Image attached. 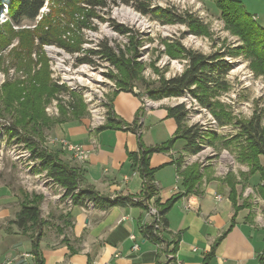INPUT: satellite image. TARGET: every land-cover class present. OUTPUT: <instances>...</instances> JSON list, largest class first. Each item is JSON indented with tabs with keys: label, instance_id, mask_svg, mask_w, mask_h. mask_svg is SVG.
I'll list each match as a JSON object with an SVG mask.
<instances>
[{
	"label": "rangeland",
	"instance_id": "374dc122",
	"mask_svg": "<svg viewBox=\"0 0 264 264\" xmlns=\"http://www.w3.org/2000/svg\"><path fill=\"white\" fill-rule=\"evenodd\" d=\"M116 1L109 0L108 7L89 12L79 0L69 4L46 0L35 19H23L16 26L6 21L9 0H0V210L6 207L9 212L0 219V230L6 229L22 201L37 204L40 209V219L29 226L31 233H37L38 224H44L40 229L42 235L61 241L68 239L70 221L66 212L72 206L63 196L64 189L48 174V168L42 167L40 159H34L33 152L45 153L61 164L80 163L62 147L61 139L76 143L59 132L60 124L86 119L92 128L103 126L112 100L116 110L112 98L123 82H128L140 95L138 98L148 111L147 116L145 112L143 115L141 134L132 132L137 142L139 136L145 146L169 140L171 137L166 139L163 132L165 127L171 130L172 125L160 123L163 111L160 108L184 103L189 110L185 124L195 125L203 136L196 140L198 152L181 156L182 177L184 171L193 170L191 173L199 184L211 174L225 179L229 191L233 184L235 192L234 182L246 181L248 165L239 160L243 143L237 136L240 131L237 123L247 121L255 113L261 116L264 126V75L254 71L252 58L239 49L241 40L225 26L214 6L215 0H150L151 7L199 20L203 25L199 35L193 33L194 27L188 22L162 24L141 14L131 4ZM259 6L260 1L255 8L259 10ZM260 7L263 9L264 5ZM112 22L128 28L130 34H119L112 28ZM38 36L53 42L41 44ZM98 42L117 53L123 51V60L132 65L134 60L137 78L129 80L120 68L89 54L88 49L97 48ZM64 45L78 52L72 53ZM49 47L53 48L51 52ZM182 47L206 55L224 53V60L231 65L224 78L227 85L214 94L212 110L202 107L189 93L157 100L148 96L161 79L183 72L187 61ZM84 55L90 62L79 63L77 59ZM57 85L62 89L55 92ZM132 100L131 93L121 92L118 102L125 105L122 117L128 114L127 104ZM99 116L104 118L101 123ZM9 126L16 129L17 138L6 135L5 127ZM184 144L183 139H177L170 149L181 150ZM261 161L264 164L263 158ZM251 180L256 182L259 176ZM241 191L255 200V206L262 207L254 188ZM154 204L149 201L148 206L157 209Z\"/></svg>",
	"mask_w": 264,
	"mask_h": 264
},
{
	"label": "crops",
	"instance_id": "0c3cea01",
	"mask_svg": "<svg viewBox=\"0 0 264 264\" xmlns=\"http://www.w3.org/2000/svg\"><path fill=\"white\" fill-rule=\"evenodd\" d=\"M238 1L257 23H264V8L260 7L264 1ZM258 1L259 10L255 8ZM121 92L112 98L117 106L115 110L112 100L113 113L117 119L132 123L141 110L136 132L140 135L145 120L143 115L145 112L147 116L148 111L143 108L140 98L131 93L134 100L127 104L128 114L122 117L125 105L118 102ZM160 109H163L160 123L172 125L171 130L164 128L163 136L167 139L173 136L176 123L167 116L166 109ZM58 130L64 137L73 138V142L88 150L86 162L83 165L76 162L84 169L83 185H90L109 196L138 195L141 192L143 178L128 156V152L138 150L136 135L131 131L119 128L99 130L92 128L86 119L66 121L60 124ZM186 153L183 148L151 155L149 164L151 168H156L154 183L158 188L156 196L150 199L151 203L158 199L162 204L177 192L184 191L180 172L184 158L180 156ZM178 157L182 160L179 167L175 162ZM208 175V180L200 182L197 189L173 203L165 213V226L158 224L160 236L169 245H157L142 237L140 227L154 220L143 208L72 206L68 209L70 225L66 232L67 241L47 234L40 238L38 252L41 264H156L168 259H174L176 264H203L223 233L225 235L205 264H264V198L258 191L263 182L260 179L256 182L251 180L258 174L247 176L244 182H234L237 188L236 205L241 206L237 210L229 197L226 180ZM242 188H254L263 203L262 207L255 206V200L245 195ZM18 210L12 213L6 229L0 230V264H39L31 252V231L21 229L13 222ZM7 215L8 208H1L0 219ZM134 242L138 243V249L132 248ZM172 242L177 243L175 252H163L164 247L168 250L173 247Z\"/></svg>",
	"mask_w": 264,
	"mask_h": 264
},
{
	"label": "trees",
	"instance_id": "16d2710c",
	"mask_svg": "<svg viewBox=\"0 0 264 264\" xmlns=\"http://www.w3.org/2000/svg\"><path fill=\"white\" fill-rule=\"evenodd\" d=\"M45 1L46 0H9L7 9L8 19H6V21L10 24L19 26L23 19H35L43 8ZM58 1L64 4L73 2V0ZM79 1L83 2L85 8H87L89 12L94 11V9L96 10L97 8L104 9L109 6V0ZM111 1L114 3L117 2L116 0ZM120 2L131 4L141 14L149 16L151 19L161 21L162 24L188 22L191 26L193 25V33L196 35L201 34L203 29V25L199 20L187 19L186 14H184L183 17V15L176 14L166 8L151 7L150 0H120ZM214 4L216 9L220 12L225 26L240 38L242 45L239 49L243 50V53L252 58L251 67L256 73L264 75V26L257 23L238 0H215ZM112 28L119 34L126 35L131 32L128 28L115 24L114 22H112ZM37 40L41 44H49L53 42L52 39H44L42 36H38ZM64 48L72 53L78 52V49H74V47L72 48L64 45ZM181 50L187 61L183 72L170 78L161 79L159 86L156 89L149 91L148 96L157 100L164 97H180L185 93H189L202 107L212 110L214 106L212 99L215 92L227 85L224 78L230 70V63L224 60V53H212L206 55L195 50L186 49L185 47H182ZM119 52L120 53L115 52L114 49L110 48L103 42H98L97 48L95 49H88L89 54L98 55L102 59L107 60L113 66L124 71L125 76L129 80L136 79L137 75L134 67L136 64L135 61L133 60L132 65L128 61L123 60L124 53L123 51ZM228 53L232 55L230 51ZM77 60L79 63H83L90 62L91 59L84 55ZM59 89H62L61 85H57L53 91L56 92L59 91ZM120 91L130 92L137 97L140 96L133 91L128 82H123L114 94H117ZM109 105L111 107L107 113V122L99 127V130L102 128H119L126 131L137 132V119L141 110L137 112L132 123H127L122 119H117L113 113L111 103ZM165 109L167 116L172 118L176 123V129L173 136L165 143L154 146H145L139 136L138 150L135 152H128L132 166L143 178L142 190L138 195L109 196L101 194L92 186L82 184L84 169L81 166L71 165L69 163H58L45 153L44 155H41L36 151L33 152V157L34 159H40L43 168H48V174H50L53 180L64 189L63 196L67 198L69 197L71 200V206H94L100 209L114 206H135L145 210L147 208V203H149L150 199L156 196L158 191V188L154 183V172L156 171V168H151L149 164L151 155L154 153L169 151L172 144L177 139H183L185 141V152L196 153L200 149L196 140L203 136L201 135L200 129L195 125L188 126L185 124L189 110L184 103L168 106ZM215 116L218 121L223 122L222 118L218 115ZM237 125L240 130L237 136L242 138L241 143H243L239 150V160L246 162L248 165V173L245 176L247 178V176L257 173L259 179L264 182V164H262L261 161V158L264 159V126L261 124V116L254 113L247 121H238ZM5 128L8 137L17 138L19 136L13 126ZM28 141L31 142L30 139H25V142ZM180 157L175 160L178 167L182 161L179 159ZM191 172L194 171L189 170L183 172V192H177L162 204L158 202V199L154 201L158 210L152 206H148L149 210L154 208L155 211L153 222L140 227L141 235L145 240L157 245H169V243L165 242L164 238L160 236L159 226L161 225L163 227L166 225L165 213L173 203L184 194L193 192L198 186L197 177L192 175ZM230 185L229 197L233 202L234 208L237 210L241 206L236 205V192L234 191V185ZM258 191L264 198V183L259 185ZM66 216L69 217V212H66ZM39 219L40 209L38 205L34 203L28 204L21 201L20 208L16 213L13 222L19 228L26 231L30 228V225H34ZM231 224L229 229L232 226ZM42 225L40 226L38 224L39 229L37 230V233L30 234L31 252L39 264H41V261L38 250L39 240L43 234L40 230ZM224 235L225 233L217 238L203 264H205L206 260L213 255L215 246ZM66 241L67 239H64V242ZM172 243L173 247L170 250L164 247L163 252L174 253L177 248V243ZM156 264L176 263L174 259H168L164 263L159 261Z\"/></svg>",
	"mask_w": 264,
	"mask_h": 264
},
{
	"label": "built area",
	"instance_id": "2783aa9c",
	"mask_svg": "<svg viewBox=\"0 0 264 264\" xmlns=\"http://www.w3.org/2000/svg\"><path fill=\"white\" fill-rule=\"evenodd\" d=\"M60 141L62 143V147L65 150L71 152L72 153V156H80V165H83L86 162V159H87V156H88V150H86L85 148H83L79 144L69 143L65 139H61ZM217 198H219V197H217ZM145 212L150 217H154V211L149 210L148 203H147V208L145 209ZM130 238L133 239L134 236L131 235ZM138 246H139L138 243L137 242H134L132 248L133 249H138ZM8 263L9 262H7L5 264H8ZM103 264H110V263L109 262H105Z\"/></svg>",
	"mask_w": 264,
	"mask_h": 264
},
{
	"label": "bare ground",
	"instance_id": "6f19581e",
	"mask_svg": "<svg viewBox=\"0 0 264 264\" xmlns=\"http://www.w3.org/2000/svg\"><path fill=\"white\" fill-rule=\"evenodd\" d=\"M53 50V48L52 47H49L48 48V51H52ZM95 112V111H94ZM98 119H100V123L102 122V120L104 119L102 116H99L98 117ZM97 121V120H96ZM97 124V123H96ZM94 126V125H93ZM97 127V126H96ZM75 159H77V160H80V156H73ZM68 203H69V205L71 206V200L69 199V197H68ZM151 211H155V209L154 208H152V209H150Z\"/></svg>",
	"mask_w": 264,
	"mask_h": 264
}]
</instances>
